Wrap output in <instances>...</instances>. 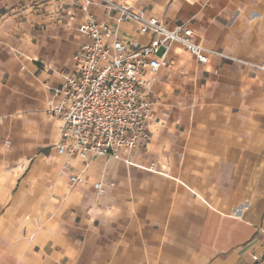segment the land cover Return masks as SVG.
Listing matches in <instances>:
<instances>
[{
    "label": "crops",
    "instance_id": "1",
    "mask_svg": "<svg viewBox=\"0 0 264 264\" xmlns=\"http://www.w3.org/2000/svg\"><path fill=\"white\" fill-rule=\"evenodd\" d=\"M114 1L187 24L231 59L200 64L173 45L169 66L147 73L156 119L133 163L84 162L59 154L63 122L48 114L84 11L0 0V264H264V0ZM120 31L151 42L133 24Z\"/></svg>",
    "mask_w": 264,
    "mask_h": 264
},
{
    "label": "built area",
    "instance_id": "2",
    "mask_svg": "<svg viewBox=\"0 0 264 264\" xmlns=\"http://www.w3.org/2000/svg\"><path fill=\"white\" fill-rule=\"evenodd\" d=\"M86 22L79 32L84 37L74 55L75 69L63 71L62 84L53 89L48 114L63 122L59 154L78 156L89 162L103 156L125 163L131 152L150 137L149 127L156 119L152 103V83L147 73L155 74L169 66L173 45H180L207 64L212 55L231 59L194 41V31L187 24L167 28L158 17L114 0H77ZM95 7L105 9L110 23L98 20ZM133 24L137 31L151 36L147 45L122 39L121 27ZM257 68L264 71L263 66ZM155 164L151 165L154 169ZM73 183L81 178L70 175ZM95 189L104 194V184Z\"/></svg>",
    "mask_w": 264,
    "mask_h": 264
}]
</instances>
